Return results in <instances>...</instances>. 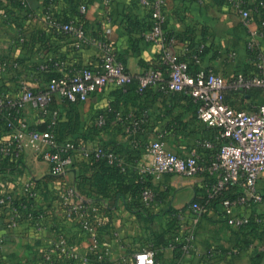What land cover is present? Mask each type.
I'll list each match as a JSON object with an SVG mask.
<instances>
[{"label":"crops","instance_id":"crops-1","mask_svg":"<svg viewBox=\"0 0 264 264\" xmlns=\"http://www.w3.org/2000/svg\"><path fill=\"white\" fill-rule=\"evenodd\" d=\"M28 4L30 8L23 11L20 5L0 0V56L22 60L36 56V61L67 57L76 62L88 56L86 49L73 50L70 41L50 37L48 40L47 24L42 17L45 0H28ZM56 4L73 8L86 4L88 9L84 19L88 31L101 34L114 44L120 60L132 75L129 82L131 92L133 78L139 80L150 68H159L163 74L162 80L150 87L143 98L133 95L127 101L121 100L120 112L102 130L95 125V117L107 111L112 104H117L119 87L109 85L102 93L91 95L88 101L76 105L80 115L79 132L72 135L66 129V135L80 137L90 149L107 145L127 166L149 161L143 149L146 143L162 140L170 152L187 156L204 138L214 139L198 120L197 104L191 96L184 93L169 95L165 91L167 70L160 65L159 50L141 38L142 30L149 26L150 14L140 5V0H57ZM5 12H9L15 25L29 26V40L23 50L14 45L15 28H9L2 21ZM30 12L38 18L36 26L27 14ZM166 15L164 30L173 54L182 60H190L195 50L205 46L201 63L193 68L197 72L214 70L231 78L238 71L248 72L253 64L255 67L254 51H249L251 42L257 51L264 53V39L255 34L259 19L249 25L243 24L241 17L225 0H166ZM108 18H111V23L106 21ZM234 51L239 56L230 62ZM254 72H257L255 68L251 74ZM6 83L9 89L15 88V83ZM45 85L46 78H43L39 86ZM263 99V91L257 96L244 92L226 94V100L236 109ZM53 107L60 110L62 122H67L72 104L56 96ZM123 112L129 113L128 121L123 119ZM135 117L140 122L137 128L133 124ZM216 153V148L204 151L209 159ZM28 161V169L0 174V194H17L28 177H33L39 182V197L32 208L35 216L42 207L47 208L48 217L43 222L46 231L43 235L36 232V219H23L16 227L8 228L7 208L0 210V264H43V253L59 228L66 231L71 245L85 254L90 238L78 224L65 218L58 192L64 186L74 184L80 186L78 189L84 197L98 194L93 187L95 171L83 165L63 178H55L50 176L48 164L37 156L35 159L31 154ZM82 171V180L77 179L76 175ZM152 183L159 196L149 210L136 205L132 194L125 199H101L107 206L98 214L106 222L102 242L112 260H124L127 264L134 252L153 246L162 264H264V225L235 229L222 217L207 216H201L196 225H192L190 215L183 223L176 221L177 211L186 210L193 200L205 194L207 179L204 176L165 175ZM260 185L264 189V182ZM222 210V204H217L218 213L221 214ZM257 212L264 215V207L258 208ZM190 226L195 234L194 249L184 256L174 251L170 243L175 238L181 241Z\"/></svg>","mask_w":264,"mask_h":264},{"label":"built area","instance_id":"built-area-1","mask_svg":"<svg viewBox=\"0 0 264 264\" xmlns=\"http://www.w3.org/2000/svg\"><path fill=\"white\" fill-rule=\"evenodd\" d=\"M231 4L241 17L243 24L249 25L256 18L259 28L256 35L264 39V3L250 4L245 0H225ZM43 20L47 24V36L55 40L70 41L73 50H88V56L81 61L67 57L22 60L0 56V169L8 165L7 172L29 168V156L48 164L49 174L63 178L86 163L91 154L105 157L109 164L124 170L125 161L117 158L114 151L104 152L101 147L90 149L80 138L61 139L59 124L62 122L60 110L53 107L58 96L71 104H82L91 95L102 93L109 86L124 87L131 81V73L119 58L114 44L101 34L89 32L84 15L86 4L75 8L56 4L57 0H45ZM23 11L30 8L28 0L19 4ZM108 6L109 4H104ZM140 5L149 10V26L142 30L141 38L159 50L160 65L166 68L165 91L171 95L185 93L197 104L198 120L214 139L206 137L196 144L191 153L181 156L170 152L162 140L146 143L143 149L149 161L129 165L141 183L140 204L149 210L157 201L159 193L153 181L165 175L184 178L204 176L207 179L205 197L214 202L224 197L230 189L240 188L236 197L222 199L220 213L198 201H192L186 210L177 211V222H185L192 217L196 225L201 216L222 217L235 229L249 227L252 223L264 225V215L257 209L264 207V102L251 101L241 109H236L226 100L227 92H245L261 88L264 92V53L255 49L251 42L249 51H254L257 72L247 74L238 71L228 78L214 71H198L192 74L190 60H182L173 54L166 38V0H140ZM36 26L35 13H27ZM2 21L9 28H15L17 35L14 45L23 50L28 43L29 26L15 25L9 12L2 14ZM111 23V18L106 20ZM205 46L199 48V53ZM236 51L230 55V62L238 58ZM196 64L201 63L199 55L193 57ZM55 74L44 87L39 82L46 74ZM163 78L159 68H150L139 78L140 90L154 86ZM15 83L9 89L6 82ZM28 114L30 116L28 117ZM106 120L99 116L96 126L103 128ZM139 123H134L137 128ZM212 140V141H211ZM216 148V155L206 158L204 151ZM1 174V173H0ZM39 189L33 177H28L17 194H0V206H8V228L18 225L21 218L36 219V232L43 235L48 210L42 207L34 214L32 205L37 203ZM58 197L65 218L80 226L89 236L90 244L85 254L79 253L70 243L63 228L51 245L43 253V264H126L124 260H112L108 248L102 242L105 219L98 214L107 208L106 203L84 197L74 184L64 186ZM243 210V212H239ZM118 236L117 232H114ZM194 229L190 226L181 241L176 238L170 244L174 251L187 256L194 249ZM127 264H162L153 246L134 252Z\"/></svg>","mask_w":264,"mask_h":264},{"label":"trees","instance_id":"trees-1","mask_svg":"<svg viewBox=\"0 0 264 264\" xmlns=\"http://www.w3.org/2000/svg\"><path fill=\"white\" fill-rule=\"evenodd\" d=\"M9 2H13L14 4H23V0H8ZM248 1L250 4H260L259 2H263L264 0H253L252 3L250 2V0H245ZM204 50L201 53H199V48L197 50H195L190 58V65H189V69L190 72L192 74H196L197 71L194 70L193 68H195V66H197L198 64H196L193 61V57L196 55H199L200 59L202 58V55L204 54ZM253 71H254V64L252 65ZM251 68L249 69V71L246 73L247 74H251V72H253L251 70ZM56 76L55 74H46L45 78H46V82L49 81L52 77ZM133 82V89L131 92L130 90V84L127 83L124 87L119 88V90L116 92L118 93V101L117 104H112V106H110V108L107 111H103L101 112L99 115L103 116L106 120V124L103 128H98L99 130L105 129L106 127L109 126L110 122L116 118V116L118 115V113L120 112L119 108V104L121 102V100H129L131 98H133V95H135L136 97H142L146 94V92L149 90V88L144 89V90H140V83L139 80L137 78H133L132 80ZM260 92H262L261 88H252L249 89L247 91H245L244 93H248L250 95L253 96H257ZM178 94V93H175ZM173 94V95H175ZM185 94V93H184ZM71 104V103H70ZM77 104H72L71 110L68 113V121L67 122H61L59 124V134H60V138L61 139H66V138H74V137H69L68 135L65 134L66 129L70 132V134L74 135L77 134V132H79V128H80V115L78 112V109L76 107ZM98 115V116H99ZM98 116L95 117V125L96 122L98 120ZM123 119L128 121L129 118V113L127 112H123ZM136 117L134 118V121H136ZM137 123L140 122L136 121ZM134 122V123H136ZM133 123V124H134ZM101 148L104 150V152H108L109 147L107 145H101ZM119 160V158H118ZM118 161H115L114 164H109L108 159L105 157H96V154H91L90 158L88 159V161H86V163L82 164L80 167H82L83 165H86V167L91 168L95 171V174L93 176V180H94V184L93 187L96 190L95 192H98V194H93L90 195V198L98 201V202H103L101 201V199L106 200V198L112 197L113 199H118V198H126L127 195L132 194L133 196V201L136 202V205H141L140 204V199H139V194H140V190H141V183L140 180L138 179L137 175L135 174V172L131 169L130 166H127L126 164H123L124 166V170L117 165ZM8 165H3V167L0 169V173L2 172H6ZM84 167V166H83ZM85 167V168H86ZM82 174L83 171L78 173L76 175L77 179H81L82 180ZM37 188H39V182H37ZM78 188H80V186L78 185ZM241 190L240 188H233L230 189L229 192H227V194L222 197L219 198L218 200L214 201V202H208L206 200V197L203 195L200 198H196L193 201H198L200 203H202V205H205L208 208H214L217 210V204L222 202V199L231 196V197H236L240 194ZM8 206H0V210L7 208ZM23 219H27L28 221H32L33 219H29L28 216H25L23 218H21L20 220ZM36 219L38 220V218L36 217ZM36 220V222H37ZM254 226H258V224L252 223L249 227H254Z\"/></svg>","mask_w":264,"mask_h":264},{"label":"rangeland","instance_id":"rangeland-1","mask_svg":"<svg viewBox=\"0 0 264 264\" xmlns=\"http://www.w3.org/2000/svg\"><path fill=\"white\" fill-rule=\"evenodd\" d=\"M262 102H264V99H263V101H262ZM262 182H264V180H263Z\"/></svg>","mask_w":264,"mask_h":264}]
</instances>
